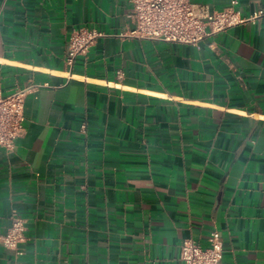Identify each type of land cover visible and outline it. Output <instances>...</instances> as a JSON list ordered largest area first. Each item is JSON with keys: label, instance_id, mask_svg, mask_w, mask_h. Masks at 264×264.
<instances>
[{"label": "crops", "instance_id": "obj_1", "mask_svg": "<svg viewBox=\"0 0 264 264\" xmlns=\"http://www.w3.org/2000/svg\"><path fill=\"white\" fill-rule=\"evenodd\" d=\"M191 1L258 17L194 47L133 37L130 0H0V93L38 86L0 148V236L26 228L0 264H185L214 231L264 264V0ZM78 29L102 37L70 67Z\"/></svg>", "mask_w": 264, "mask_h": 264}, {"label": "built area", "instance_id": "obj_2", "mask_svg": "<svg viewBox=\"0 0 264 264\" xmlns=\"http://www.w3.org/2000/svg\"><path fill=\"white\" fill-rule=\"evenodd\" d=\"M130 3L131 10L127 18L134 24L131 32L133 37L194 47H198L210 36L258 17H243L236 9L237 1L216 11L208 5L193 3L191 0H130ZM100 37L102 34L95 30L74 31L67 44V65L73 67L75 59L87 55ZM37 88V85H29L7 96L0 93V148L8 153L15 150L17 140L25 133V99ZM25 231V221L15 215L8 233L0 236V244L22 256L20 245L26 241ZM219 240L220 234L214 231L208 239L207 247H202L194 240L184 241L180 247L181 260L185 264H221L223 247Z\"/></svg>", "mask_w": 264, "mask_h": 264}]
</instances>
